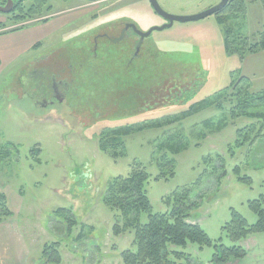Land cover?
<instances>
[{
    "label": "rangeland",
    "instance_id": "374dc122",
    "mask_svg": "<svg viewBox=\"0 0 264 264\" xmlns=\"http://www.w3.org/2000/svg\"><path fill=\"white\" fill-rule=\"evenodd\" d=\"M47 1V8L26 18L0 12L6 30L33 26L24 34L31 35L29 42H20L11 61L3 63L0 78V151L10 154L0 162V192L7 195L14 214L7 221L14 223L11 229L20 241L19 259L7 250L0 252V264H47L44 247L54 242L61 243L62 264H124L122 253L132 248L134 232L115 234L117 211L104 205L101 196L109 181L128 176L135 164L150 175L146 190L152 214L170 209L164 203L168 197L192 191L197 205L189 220L213 246L175 247L189 256L178 263L220 264L213 258L222 243L246 251L244 258L227 264H264L263 233L234 243L223 232L232 210L254 225L257 216L249 203L264 194V120L235 117L239 112L231 111L228 90L244 68L240 54L226 47L227 31L237 49L258 40L264 5L246 0V16L228 18L226 25L213 15L155 31L128 66L137 39L132 35L113 45L105 36H119L128 22L142 32L166 25L149 0ZM221 1L157 0L166 13L179 17L200 15ZM48 8L54 11L47 13ZM96 44L99 59L90 62ZM58 62L75 66L65 69L66 75L76 73L70 80L72 97L63 106H34L24 95L27 79L21 76L46 64L60 67ZM249 113H264V105L250 104ZM139 127L144 129L139 132ZM239 130H245L240 139L249 141L244 146L236 145ZM104 139L122 144L111 145L106 153L100 145ZM236 168L240 177L250 178L248 183L239 180ZM60 208H71L78 221L62 236L50 230ZM149 214H142V223Z\"/></svg>",
    "mask_w": 264,
    "mask_h": 264
},
{
    "label": "trees",
    "instance_id": "16d2710c",
    "mask_svg": "<svg viewBox=\"0 0 264 264\" xmlns=\"http://www.w3.org/2000/svg\"><path fill=\"white\" fill-rule=\"evenodd\" d=\"M26 8V5L20 4L13 14L25 16L41 12L48 7L47 0H33ZM264 5V0H259ZM47 13L54 11L51 8L46 9ZM45 11V10H44ZM43 11V12H44ZM247 3L246 0H229L225 10L219 14L218 22L222 25L228 23V18L246 16ZM10 14V15H11ZM28 15V17L30 16ZM225 15V17H223ZM56 14L44 18L43 22L48 23ZM27 17V18H28ZM31 18V17H30ZM32 25V24H31ZM30 26V25H27ZM26 26L13 30L18 31ZM7 29L6 24L0 23V35H3ZM226 47L232 54H240L242 60L247 55H254L264 51V29L259 33V38L253 44L242 43L244 46L241 49L235 48L229 38L231 32L227 31ZM228 102L232 105L231 111H237L235 117H258L264 120V113L254 114L249 113L250 104L254 103L258 106L264 105V91L260 93H252V82L249 78L242 76L239 82L233 84L228 90ZM254 127V126H252ZM252 127H248L247 132H252ZM144 128L139 127L137 131H142ZM245 130L238 131L237 146H244L248 140H241L240 137ZM127 131V130H126ZM263 135V129L259 131V136ZM116 138V137H115ZM117 139V138H116ZM102 140L100 145L104 152H110V146L119 147L122 143L115 141ZM253 142V141H252ZM251 142V143H252ZM109 148V150H108ZM10 146L7 145L5 152H9ZM40 149H37L39 152ZM10 154L0 151V162H4ZM235 173L240 175V168H236ZM225 174V173H224ZM223 174V176H224ZM150 180V175L141 164H135L131 173L124 177L118 176L109 181L106 190L102 193V201L104 205L112 210L117 211V223L114 227V232L117 236L127 232H134L135 238L132 248L122 253L124 264H180L184 260H189V256L184 252H179L173 248L179 247L186 249L188 245L197 244L201 248L205 246H213L212 240L206 232L198 225L191 222L190 211L196 202L192 201V191L184 190L182 193L176 194L172 199L169 197L164 201L169 206V210L165 213L152 214L151 202L147 194L146 185ZM159 180V177L157 178ZM239 180L245 183L250 181L249 177H240ZM250 209L256 214L257 222L254 225H249L247 220L242 217L237 211L232 210L231 221L223 228V232L234 242H240L252 234H264V194L257 200L249 203ZM144 213L149 214L147 223H142L141 216ZM13 212L10 209L7 195L0 192V225L13 217ZM54 215L56 218L64 220L61 222L52 217L50 230L55 234H60L77 225L78 221L72 212L71 208H60ZM61 228V232L58 228ZM82 236V235H81ZM61 243L54 242L47 244L44 247L43 257L47 264H62V255L60 253ZM216 253L214 261L220 264H227L230 259H241L246 256V251L242 247H226L222 243L215 246ZM180 262V263H178Z\"/></svg>",
    "mask_w": 264,
    "mask_h": 264
},
{
    "label": "flooded vegetation",
    "instance_id": "af4514ba",
    "mask_svg": "<svg viewBox=\"0 0 264 264\" xmlns=\"http://www.w3.org/2000/svg\"><path fill=\"white\" fill-rule=\"evenodd\" d=\"M33 2V0H14L15 4L13 7V12H15V10L20 4L25 5L26 3ZM149 4L155 14L158 15L153 9L150 0ZM0 5L5 7L7 5V0H0ZM165 23L168 24L169 22L165 20ZM137 31L141 33H148V31L142 32V30H140L135 24L128 22L121 29L119 36H105V38H110V43L113 45H116L118 44V42L120 43L121 41H129L132 35L134 38L137 39V46L132 54V61L129 60L127 63L128 66H132L135 63V60L139 59L140 57V52H138L137 49L141 41V36L138 34ZM102 36L104 35H101L100 37L102 38ZM98 50L99 49L97 48V44L95 45L94 49L90 50L93 52V55L91 52L90 62H95V60L99 59ZM59 65L60 67L52 63V65L46 64V66L43 67H35L30 69L27 73H24L21 77L20 80L25 79V77L27 79L25 83L23 82V84L27 88L24 91V95L32 101L34 106L41 107L43 109L49 108L50 106L55 107L56 103H59V106H63L66 103L65 100H67L69 97H72V87L70 85V80L76 79V73H74L73 71H69L66 75L65 69L71 70L75 66H69L68 68L67 66H64L60 63ZM81 65V67L86 66L84 62H81Z\"/></svg>",
    "mask_w": 264,
    "mask_h": 264
},
{
    "label": "crops",
    "instance_id": "0c3cea01",
    "mask_svg": "<svg viewBox=\"0 0 264 264\" xmlns=\"http://www.w3.org/2000/svg\"><path fill=\"white\" fill-rule=\"evenodd\" d=\"M27 28H33V26L30 27H25L22 30H18V31H12V29L10 30H6L3 33V35H0V39L3 38H7L6 42L3 43L2 45H0V78L2 76V65L5 61H11L10 57L17 53L16 48L18 47V44L20 42H24L25 45L27 44V42H29V37L31 35H29L28 37L25 36L24 34L26 32H28ZM17 35H22L23 39H18L17 37H13V36H17ZM33 35V34H32ZM14 44V46H13ZM30 47H34V43L30 44ZM243 76L249 78L252 82V91H254V93H260L264 91V51L258 53V54H254V55H247L245 56V58L243 59ZM11 211L13 212V210L11 209ZM9 221L4 222L3 224H1V228H0V245L3 247V250H1L0 252H5L7 250H9L11 253H13L15 255V257L18 258L17 256V244H18V250L20 247V241L17 237V232L15 233L14 231H12L11 228H13V224L14 223H8ZM15 226V225H14ZM16 229V227H15ZM6 237V240L2 239V236ZM11 238L9 241H7L8 238ZM6 247H8L7 249H5ZM17 253V254H16ZM14 257V258H15ZM19 259V258H18ZM2 262H4V260H0ZM6 263V262H5ZM20 264H23V261L20 262Z\"/></svg>",
    "mask_w": 264,
    "mask_h": 264
},
{
    "label": "water",
    "instance_id": "95a60500",
    "mask_svg": "<svg viewBox=\"0 0 264 264\" xmlns=\"http://www.w3.org/2000/svg\"><path fill=\"white\" fill-rule=\"evenodd\" d=\"M93 1H97V0H93ZM150 2L152 4L153 9L156 11V13L160 17H162L163 19L168 21L169 23L162 26V27L153 28L148 33H141V32L137 31L138 34L141 36V41H140L139 47L137 49L138 52H140L142 45L144 43V40L146 38H148L149 36H151L153 32L163 31L165 29L171 28L176 22L186 23V22L200 21V20H204L210 16L216 15V14L222 12L227 7L229 0H222L218 6L210 9L209 11L202 13L200 15H197V16H190V17H179V16L170 15V14L166 13L159 6L157 0H150ZM14 4H15L14 0H7V5L5 7L0 5V12L3 14H8V13L12 12Z\"/></svg>",
    "mask_w": 264,
    "mask_h": 264
}]
</instances>
